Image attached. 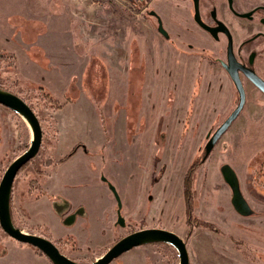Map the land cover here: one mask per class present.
I'll use <instances>...</instances> for the list:
<instances>
[{
    "label": "rangeland",
    "instance_id": "obj_1",
    "mask_svg": "<svg viewBox=\"0 0 264 264\" xmlns=\"http://www.w3.org/2000/svg\"><path fill=\"white\" fill-rule=\"evenodd\" d=\"M173 7H166L176 23L168 29L171 42L160 39L159 44L149 22L143 30L132 26L135 6L125 0H0V89L33 108L43 135H52L53 124L37 88L62 104L55 115L56 161L44 165L42 146L17 173L11 220L23 232L60 243L61 252L80 262L99 256L93 252L110 247L118 236L156 227L183 239L189 264H264V102L248 99L206 161L192 170V216L214 230L190 229L186 223L184 179L200 156L205 134L230 113L234 92L226 90L225 74L212 66L205 69L217 97L203 95L201 79L195 96L200 78L196 63L184 67L176 58L194 54L198 60L213 59L214 41L195 28L186 31V21ZM125 23L128 27H122ZM234 28L248 30L241 22ZM130 40H137L144 84L127 69ZM3 55H13L14 66ZM201 102L206 107H197ZM258 109L261 113H255ZM30 138L25 122L0 105V179ZM223 163L237 172L251 216L231 212V193L219 172ZM51 170L52 177L39 187ZM108 185L114 187L127 223L114 237L117 203ZM65 205L76 216L70 225L58 217V207ZM13 245L0 244V264H35ZM178 263L172 246L153 244L132 248L110 264Z\"/></svg>",
    "mask_w": 264,
    "mask_h": 264
},
{
    "label": "flooded vegetation",
    "instance_id": "obj_2",
    "mask_svg": "<svg viewBox=\"0 0 264 264\" xmlns=\"http://www.w3.org/2000/svg\"><path fill=\"white\" fill-rule=\"evenodd\" d=\"M125 1L135 6L134 10L136 11V13L134 15L136 16V21H135V24H133L132 26L136 25L140 27L141 30H143L144 22H149L151 25H153L154 32L159 37L158 41L162 39L163 41H166V43L168 41L171 42L172 37L170 36L168 29H172L173 25H176V23L172 20V14L168 16L167 11L171 9L166 8V7L172 8L173 5H174L173 12L174 11L179 12V15L184 18V21H186V24L183 27L185 29L187 28L186 31H190L189 27L195 28L196 29L195 31L200 30V32H202L207 37V39L210 40L212 43L214 41L213 47H214L215 56L213 59L209 57V58H204V61H203L201 60L202 57H200V59L198 60L197 58L194 57L195 56L194 54L192 55L186 54L184 55L183 58L177 57L176 60L178 59L177 63L184 67L185 66L188 67V66H191L192 63H196V69H197L196 74H198L200 78L198 79V85H197L198 88L195 91V96H196L198 89L200 88V79H201L202 80L201 90L203 92V95L208 94L209 96L213 95L212 97L214 98L217 97V94L212 93L210 90V82L208 81V73H207L208 70L206 69L207 67L208 69H210L212 68V66L218 67L220 70L219 73H224L228 81V86L226 87V90L228 91V89L229 90L232 89V91L234 92V103H232L233 107L231 108L230 113L237 107L239 103V93L237 91V88L235 86L233 79L230 77V74L227 71V68L231 69L235 66V70L236 69L237 70L234 75L235 76L237 75L236 79L241 84L243 94H244V104L239 114L231 122V124L234 123L237 120L238 116L244 111V109L246 108L248 99L253 98L257 102H260V101L264 102V94L244 74V70L252 72L254 73V75H256L259 79H261L264 82V5H263L264 3L263 1L261 0H125ZM159 9L163 13L162 16L164 20L162 16L160 15V13L157 11ZM165 20L168 21L167 26H165V23H164ZM236 22H241L245 27L248 28V30H245L243 33H240L238 30L234 28V23ZM178 25H181V24H178ZM123 26L128 27L126 23L125 25H122V27ZM159 27H161L163 33L159 30ZM136 41L137 40H130L128 44L130 48V53H128L129 55L127 56L128 57L127 69L130 70L131 77H136L138 80H142L144 84L145 73H146L145 66L144 64H142L143 62L141 63L140 61L139 48H138ZM161 42L162 41H159V44ZM186 49L191 51L192 46L187 45ZM225 98L226 96L224 95L222 99L225 100ZM131 100L133 101V98ZM169 100H170L169 101L170 105H173L175 101V90L172 93V95L169 97ZM179 103H183V102H179ZM206 105H207V102H201L197 104V107L204 108L206 107ZM190 112L191 110H189L187 113L190 114ZM230 113L225 117V119L230 115ZM255 113H261V110L258 109ZM225 119H223L222 122ZM231 124L229 125V127L231 126ZM218 127L219 125L215 128V130ZM214 131H211L205 134L204 143L200 148L201 150H199L200 156L196 161L192 162V164L189 166V169L193 167L197 169L198 167H200L209 157V155L215 148V145L218 143L220 138L226 133L225 131L219 137V139L217 140L212 150L209 152L208 155L205 156V145L210 137L208 135H212ZM224 165L229 166V164L227 163L221 164L219 167V172H220L221 167ZM231 169L234 171V173L237 176V172L233 168ZM220 176L223 180L221 172H220ZM237 179H238V176H237ZM223 182L224 184H226L224 180ZM238 182H239V179H238ZM226 187L230 191V188L228 187L227 184H226ZM239 187H240V184H239ZM261 188H262L261 194L262 193L264 194V184L263 186H261ZM230 204H231V201H230ZM65 209H67L66 205L58 207V210L61 212L68 211ZM116 211H117V208L115 210L116 218L114 220L113 227L117 230L119 229L123 230L127 227V223L125 222L124 227H120L119 225H116V222H117ZM234 212L238 214L235 210ZM253 213L254 212L252 210V214ZM78 214L82 215V211H78ZM68 217H72L73 220L76 218V216L74 217V214L69 213L66 217L62 219L63 224H64V220ZM151 228H156V227H151ZM142 229H149V228L141 227L138 230H142ZM138 230L135 229L129 233L127 232L124 236L132 232L138 231ZM124 236H121V237L118 236L114 243H116L119 239H121ZM41 237L46 238L45 236H41ZM54 244L59 249L60 253H62L63 255L71 259L72 261H75L80 264L93 263L96 259L102 256L112 246L111 245L110 247L102 251L93 252V253H100V255L92 258V260L87 261V262H83V261L80 262L76 259L70 258L68 255L61 252V249L59 248L60 243H54ZM68 247L70 249L72 248V246H68ZM36 251L38 252V250ZM39 255L44 256L43 254H39Z\"/></svg>",
    "mask_w": 264,
    "mask_h": 264
},
{
    "label": "water",
    "instance_id": "obj_3",
    "mask_svg": "<svg viewBox=\"0 0 264 264\" xmlns=\"http://www.w3.org/2000/svg\"><path fill=\"white\" fill-rule=\"evenodd\" d=\"M159 30L163 33L161 27H159ZM236 70L235 66L231 69L227 68V71L229 72L230 77L233 79L239 93V103L237 107L230 113V115L212 133V135H208L210 137L205 145V156L209 154L219 137L227 130L231 122L237 117L244 104V94L241 84L236 79L237 75H234L236 73ZM244 74L264 94V82L252 72L244 70ZM0 105L18 115L25 122L31 132V140L29 142V146L7 166L0 179L1 231L15 241L22 244H27L35 248L41 254H43L51 264H80L72 261L65 255L60 253L59 249L50 240L38 235L23 232L22 230L14 226L11 220L10 213L12 186L19 170L22 169L27 163L31 161V159H33L38 154L42 142L43 132L40 121L34 111L23 99L18 97L16 94L0 89ZM220 172L223 180L230 188V201L233 209L241 216H250L252 214V210L242 196L239 182L234 171L228 165H224L221 167ZM102 181L105 182L104 179H102ZM108 188L117 203L116 225L124 227L125 221L120 214L121 203L119 197L112 185H108ZM72 220V217H68L64 220V224L70 225L72 223ZM151 244H167L172 246L177 252V257L179 260L178 264H189L188 252L183 239H181L173 232L161 228L142 229L122 237L116 243H114L102 256H100L91 264H109L114 259L128 252L132 248Z\"/></svg>",
    "mask_w": 264,
    "mask_h": 264
},
{
    "label": "crops",
    "instance_id": "obj_4",
    "mask_svg": "<svg viewBox=\"0 0 264 264\" xmlns=\"http://www.w3.org/2000/svg\"><path fill=\"white\" fill-rule=\"evenodd\" d=\"M24 19V18H23ZM11 23V22H10ZM37 42V39L35 40H32V42L30 41V43H29V47L30 48H32V46L35 44ZM26 43V42H25ZM26 45V44H25ZM27 46V45H26ZM27 51H28V49H27ZM28 53H31V51H28ZM11 56H13V55H11ZM72 59H76V57L74 58V57H72ZM63 60H65L64 58H63ZM13 61H15V58H14V56H13ZM1 62H2V60H1ZM14 63V62H13ZM14 66V65H13ZM74 79V76H72V78H71V80H73ZM47 112V111H46ZM56 110H52L51 112H47V113H49V115L46 113V115L50 118V122L53 124V126H52V135H51V133H48L47 135H43L42 136V142H41V148H42V146L45 148V150H46V153H47V155H46V157L48 158V159H51V160H55V158L53 157V150L55 149V146H56V143H57V139H58V130H57V126L55 125L56 124V122H55V115H56ZM41 123V122H40ZM27 126V125H26ZM27 128H28V126H27ZM29 129V128H28ZM29 132H30V130H29ZM30 135H31V132H30ZM30 140H31V138L29 139V142H30ZM2 148V147H1ZM1 153V152H0ZM0 157H1V154H0ZM45 157V158H46ZM56 161V160H55ZM49 172V171H48ZM52 172H53V170H51V172H50V174H47V176L46 177H44V179H41V181H39V183L37 184L38 186L40 185V183H44L45 181H47V179H49V177H52ZM39 187H41V186H39ZM42 188V187H41ZM229 192V191H228ZM54 201L52 200V199H50V203L52 204ZM26 208V207H25ZM233 209H231V212L233 213L234 212V210L232 211ZM26 211V210H25ZM70 213V210H68L67 212H65V211H62L61 212V215L59 214L58 215V217H59V219L62 221V219L64 218V217H66L68 214ZM235 213V212H234ZM25 214L28 216V218L29 219H31L30 218V215L27 213V212H25ZM114 220H115V215H114V218H113V220H112V223L114 222ZM63 223V222H62ZM114 225H112V236L114 237V236H116V234H117V232L119 231V230H117V229H115L114 227H113ZM0 232H2L1 231V229H0ZM1 234H4V238L2 237V236H0V244L3 242V243H6V244H8V246L10 245V242H13L15 245H13L12 246V248L13 249H15L16 251H21V252H24V253H27L28 255H29V257H32L33 259H31V261L33 262V263H35V264H50L49 263V261L44 257V256H41V255H39V254H37V251H36V249L35 248H33V247H31V246H29V245H27V244H22V243H19V242H17V241H15V240H13V239H11V238H9L5 233H1ZM2 250V249H1ZM0 250V251H1ZM100 251H102V249L100 250ZM4 252H2V254H3ZM73 259H74V257H72ZM116 260V259H115Z\"/></svg>",
    "mask_w": 264,
    "mask_h": 264
},
{
    "label": "trees",
    "instance_id": "obj_5",
    "mask_svg": "<svg viewBox=\"0 0 264 264\" xmlns=\"http://www.w3.org/2000/svg\"><path fill=\"white\" fill-rule=\"evenodd\" d=\"M5 59H8L11 65H14L13 61V56H2ZM1 57V58H2ZM38 96L41 98L43 107L46 110H57L61 108L62 104H59L55 99H53L49 93L45 92L43 88L38 87ZM29 105V104H28ZM29 107L33 110V108L29 105ZM35 113V112H34ZM53 161L51 159H46L44 161V165L47 167H52ZM194 168V167H193ZM193 168H190L189 170L191 171V175L187 178L185 177L184 182H183V188H184V198L186 201V223L189 226L190 229H193L194 227L201 226L202 228L206 229H211L214 230V227L206 222H202L201 220L197 218H193L192 213H191V207L193 204V194H192V170ZM38 184V183H37ZM191 231V230H190ZM192 232H188V235L190 236ZM38 254H41L39 251L37 252Z\"/></svg>",
    "mask_w": 264,
    "mask_h": 264
},
{
    "label": "bare ground",
    "instance_id": "obj_6",
    "mask_svg": "<svg viewBox=\"0 0 264 264\" xmlns=\"http://www.w3.org/2000/svg\"><path fill=\"white\" fill-rule=\"evenodd\" d=\"M248 244V243H247Z\"/></svg>",
    "mask_w": 264,
    "mask_h": 264
}]
</instances>
